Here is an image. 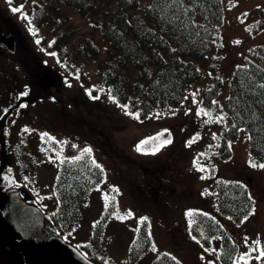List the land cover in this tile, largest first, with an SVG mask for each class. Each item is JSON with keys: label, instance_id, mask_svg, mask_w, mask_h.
Masks as SVG:
<instances>
[{"label": "rangeland", "instance_id": "rangeland-1", "mask_svg": "<svg viewBox=\"0 0 264 264\" xmlns=\"http://www.w3.org/2000/svg\"><path fill=\"white\" fill-rule=\"evenodd\" d=\"M33 1L25 0L17 6L22 11L13 12L8 0H0V31L17 37L13 53L0 43V118L5 115L0 135L1 190L21 189L26 201L53 210L58 203L55 182L62 164L91 157L102 168L103 180L77 197L68 242H89L96 224L108 214L97 233L101 260L127 264L137 227L146 217L155 249L172 254L182 264H264V257L257 259L264 250V168L252 167V163H264L249 158L247 134L241 130L239 136H243L231 143L232 157L218 159L216 170L217 176L239 179L249 188L255 208L241 223L217 215L214 200L204 188L207 168L195 160L210 151L219 127L198 110L202 89L220 74L217 99L222 101L228 94L233 68L252 58L251 47L264 41V28L255 30L264 0H221L223 45L195 62L202 69V78L188 86L190 92L180 106L160 110L144 121L129 115L104 90L96 95L90 91V85H99L96 61L85 67L90 85L82 84L77 76L61 75L55 56L43 52L37 43L40 35L50 36V29L48 25L34 29L30 21ZM64 9L70 11L81 32L106 46L87 16H80L70 5L65 4ZM25 15L27 19L22 18ZM23 49L32 51L40 71L28 66L25 70L17 62L21 58L25 62ZM43 71L52 72L58 85L44 89L47 92L42 98L21 99L35 81L38 85ZM23 163L29 166L27 176L20 172ZM195 212L212 216L231 234L238 249L230 262L220 259L219 237L211 241L210 249L193 239L190 224ZM255 241L257 253L253 252ZM153 256V251L140 255L138 264H148ZM0 264H23L22 255L0 249Z\"/></svg>", "mask_w": 264, "mask_h": 264}, {"label": "trees", "instance_id": "trees-1", "mask_svg": "<svg viewBox=\"0 0 264 264\" xmlns=\"http://www.w3.org/2000/svg\"><path fill=\"white\" fill-rule=\"evenodd\" d=\"M24 1L12 0L11 4L17 7ZM65 4L80 16L89 18L99 29L106 46L81 32L72 21L70 11L64 9ZM223 16L221 0H35L30 11L34 29L49 26L50 36L40 35L37 41L43 52L55 56L62 68L61 75L64 78L77 76L82 84L90 85L85 67L88 62L96 61L99 85H90V91L96 95L99 89L104 90L107 97L126 106L123 107L126 111L138 113L139 121L160 110L177 108L186 100L190 92L188 86L203 75L195 62L207 58L214 47L223 45ZM260 28H264V8L260 9L255 24V30ZM250 52L252 58L233 68L229 91L222 101L217 99L222 78L216 74L202 89L198 104V110L208 113L209 119H214L219 127L213 135L210 151L199 154L196 164L207 168L204 188L214 200L217 215L228 216L236 223L253 212L255 201L247 184L239 179L219 177L216 170L218 159L232 157L231 143L243 136H239L241 130L248 137L249 158L264 163V41L253 45ZM32 54L23 49L25 62L22 58L17 62L25 70L28 66L40 71ZM33 87L21 99L31 101L42 98L47 92L36 81ZM4 120L5 115L0 118V135ZM28 168L27 163L20 164V172L25 176L29 174ZM103 176L102 168L94 164L91 157L63 163L55 182L58 203L53 210L41 208L48 227L67 240L74 220L73 211L78 205L77 197L95 189L94 185L101 182ZM4 191L0 188V208ZM28 198L34 200L32 196ZM107 217L108 214L96 224L89 242L73 244L96 264H118L112 260L102 261L98 252L97 233ZM192 220V235L209 249L211 241L219 237L220 259L230 262L238 246L221 222L202 212H195ZM256 243H253L255 253ZM148 251L154 252L148 264H182L172 254L155 249L148 222L142 219L130 245L127 264H138L140 255Z\"/></svg>", "mask_w": 264, "mask_h": 264}, {"label": "water", "instance_id": "water-1", "mask_svg": "<svg viewBox=\"0 0 264 264\" xmlns=\"http://www.w3.org/2000/svg\"><path fill=\"white\" fill-rule=\"evenodd\" d=\"M0 43L10 52L16 50V36L0 31ZM38 85L49 89L57 77L50 71L38 75ZM0 249L22 255L23 264H96L75 245L48 227L44 212L24 199V191L5 189L0 208Z\"/></svg>", "mask_w": 264, "mask_h": 264}, {"label": "snow or ice", "instance_id": "snow-or-ice-1", "mask_svg": "<svg viewBox=\"0 0 264 264\" xmlns=\"http://www.w3.org/2000/svg\"><path fill=\"white\" fill-rule=\"evenodd\" d=\"M8 2L11 4L12 3V0H8ZM13 12H18V11H22V6H20V7H13L12 9H11ZM23 19H27V16L25 15V16H23L22 17ZM29 23H30V21H29ZM32 29H30V31H31ZM33 34H35V33H33ZM37 43H39V41H37ZM262 87H264V85H262ZM89 94L91 95V92H89ZM22 95H27V92H24V93H22ZM122 107H126V106H122ZM129 115H135V117L138 119L139 118V114L138 113H128ZM205 115H208V113H204ZM26 131H27V129H26ZM45 136L47 135L46 133L44 134ZM143 143H147V141H144ZM164 143H170V141H164ZM87 151H90V149L89 150H87ZM197 164H198V162H197ZM257 166H259V167H261V168H264V164H260V165H256L255 163H252V167H257ZM200 170L201 171H203L204 169L203 168H200ZM188 215H192V213H188ZM147 218L145 217L144 218V220H146ZM245 219H247V217H245ZM193 239H196V237H193ZM254 251H255V249H254ZM261 257H264V250H261L260 251V254H259V256L257 257V259H259V258H261ZM173 259H175V258H173ZM241 260H243L244 258L243 257H241L240 258Z\"/></svg>", "mask_w": 264, "mask_h": 264}, {"label": "flooded vegetation", "instance_id": "flooded-vegetation-1", "mask_svg": "<svg viewBox=\"0 0 264 264\" xmlns=\"http://www.w3.org/2000/svg\"><path fill=\"white\" fill-rule=\"evenodd\" d=\"M16 39H17V37H16ZM16 48H17V42H16ZM57 85V84H56ZM54 87V86H53ZM1 138V137H0Z\"/></svg>", "mask_w": 264, "mask_h": 264}]
</instances>
